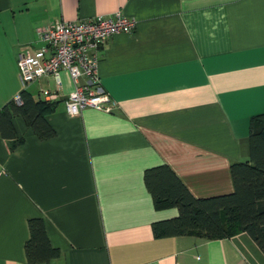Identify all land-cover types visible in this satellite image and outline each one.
I'll use <instances>...</instances> for the list:
<instances>
[{"label": "crops", "instance_id": "obj_1", "mask_svg": "<svg viewBox=\"0 0 264 264\" xmlns=\"http://www.w3.org/2000/svg\"><path fill=\"white\" fill-rule=\"evenodd\" d=\"M117 11L135 24L100 47L110 111L70 115L65 69L59 85L24 81L17 55L42 44L41 27ZM23 88L55 103L54 134L39 138L17 115L15 138L0 135V264H30L31 218L58 250L33 264H264L246 232L156 237L153 223L179 211L145 179L166 165L195 198L233 191L230 165L248 158L250 120L264 111V0H0V108ZM169 182L163 171L153 180Z\"/></svg>", "mask_w": 264, "mask_h": 264}, {"label": "trees", "instance_id": "obj_2", "mask_svg": "<svg viewBox=\"0 0 264 264\" xmlns=\"http://www.w3.org/2000/svg\"><path fill=\"white\" fill-rule=\"evenodd\" d=\"M20 98V103L11 99L0 108V135L15 138L11 120L20 115L39 138L53 136L54 129L45 116L54 110L55 103L35 98L26 88L20 90ZM18 141L22 138L15 142ZM14 143H10V147ZM246 148L248 158L230 165L234 189L228 194L195 198L168 166L147 169L145 179L155 202L173 204L179 211L176 217L153 223L154 235L191 233L205 239H218L246 232L264 253V111L250 120ZM159 171L170 175L172 182L155 187L153 180ZM28 227L30 237L24 245L28 263L46 262L58 254L47 239L43 219L31 218Z\"/></svg>", "mask_w": 264, "mask_h": 264}, {"label": "built area", "instance_id": "obj_3", "mask_svg": "<svg viewBox=\"0 0 264 264\" xmlns=\"http://www.w3.org/2000/svg\"><path fill=\"white\" fill-rule=\"evenodd\" d=\"M134 24V18L119 11L76 20H54L38 30L40 46L18 52L22 77L28 83L42 74H51L59 85L60 70L65 69L73 82V89L65 99L70 115H78L85 107L110 111L113 100L106 90L98 87L100 47L109 36L129 31ZM54 95L53 91H47V97ZM14 99L20 103V93Z\"/></svg>", "mask_w": 264, "mask_h": 264}]
</instances>
